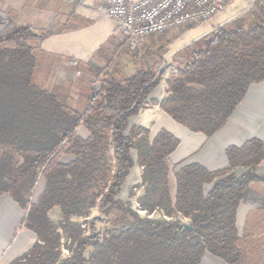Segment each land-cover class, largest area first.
Masks as SVG:
<instances>
[{
    "label": "trees",
    "instance_id": "1",
    "mask_svg": "<svg viewBox=\"0 0 264 264\" xmlns=\"http://www.w3.org/2000/svg\"><path fill=\"white\" fill-rule=\"evenodd\" d=\"M54 33L37 34L11 22L0 28V196L9 193L26 208L43 176L22 222L38 239L10 264H200L207 252L246 264L237 210L249 184L264 181L257 172L264 142L252 138L227 148L229 166L223 170L183 166L175 174L173 197L168 157L180 140L167 130L151 140L148 128L129 125L164 74L148 67L126 78L114 70L85 76L79 83L85 106L75 108L74 76L66 74L51 87L38 80L36 42ZM178 56L181 63L166 80L160 107L189 130L211 137L250 85L264 80V4L256 1ZM63 154L74 159L64 163ZM136 163L142 183L135 188L144 189L137 208L118 198ZM239 167L247 169L241 176L234 173ZM55 207L61 209L59 223L49 215Z\"/></svg>",
    "mask_w": 264,
    "mask_h": 264
},
{
    "label": "crops",
    "instance_id": "2",
    "mask_svg": "<svg viewBox=\"0 0 264 264\" xmlns=\"http://www.w3.org/2000/svg\"><path fill=\"white\" fill-rule=\"evenodd\" d=\"M261 2L264 4V0ZM99 4L100 0H0V28L11 22L29 25L37 34L55 32L36 42L41 60L38 80L42 84L47 82L51 87L53 82L65 78L66 74L74 76L76 85L71 91V101L75 108L83 109L85 106L79 101L81 88L84 87L80 86L78 80L82 82L85 78L86 75L81 74V71L91 62H109L107 71L114 70L119 78H126L148 67L156 69L158 74H164L160 84L150 93L146 107L130 118L129 125L148 128L151 140L161 130H167L180 140L176 150L168 157L173 197L176 195L175 174L183 166L198 163L210 171L223 170L229 166L227 148L240 147L252 138L264 142V80L250 85L229 120L213 136L193 132L173 120L160 107V102L167 94L166 80L181 63L178 55L191 43L179 46L175 41L165 42L162 38L150 36L137 52H132L125 44L118 21L103 14ZM230 20L228 18L214 25L204 34ZM179 30L169 35L174 34L173 39L184 37L187 29L177 34ZM196 40L193 39V42ZM165 50L166 55L161 57L160 53ZM111 58L112 61L109 60ZM112 64L113 69H109ZM78 132L87 135L83 127ZM73 159L72 155L61 156L64 163ZM246 171L239 167L234 173L241 176ZM257 172L264 176V161ZM141 175L142 167L136 163L122 186L118 197L120 200L132 202L138 207V198L144 189L135 187L142 183ZM133 189L134 197L131 196ZM139 212L142 215L145 213ZM27 214L28 207H21L9 193L0 196V264H10L21 258L37 241L36 233L22 225ZM97 214L98 210H94L93 215ZM49 215L55 223L62 219L59 207L52 209ZM184 221L190 224L189 220ZM236 225L246 264H264V181H253L246 188L237 210ZM200 264L229 263L207 252Z\"/></svg>",
    "mask_w": 264,
    "mask_h": 264
},
{
    "label": "built area",
    "instance_id": "3",
    "mask_svg": "<svg viewBox=\"0 0 264 264\" xmlns=\"http://www.w3.org/2000/svg\"><path fill=\"white\" fill-rule=\"evenodd\" d=\"M232 1L100 0L99 10L118 21L126 46L130 51L137 52L147 37L165 35L171 31L215 18ZM42 185L43 176L40 174L31 193L28 209L39 196ZM155 215L152 214L150 217ZM64 252L68 254L66 249Z\"/></svg>",
    "mask_w": 264,
    "mask_h": 264
},
{
    "label": "rangeland",
    "instance_id": "4",
    "mask_svg": "<svg viewBox=\"0 0 264 264\" xmlns=\"http://www.w3.org/2000/svg\"><path fill=\"white\" fill-rule=\"evenodd\" d=\"M255 3H256V0H233L231 3L228 4L226 9H224L222 12H220L215 18H210L206 21L198 22V23L183 27L179 31H177V34H179V33L183 32L184 30L187 29L184 37H177V38L173 39L174 34L169 35L172 32L171 31L165 35L157 36L155 38H157V39L162 38L165 42L167 40L175 41L176 44L179 46H184L187 43H193V39H199V38L205 36L206 34H204V33H206L208 30H210L214 25H217L218 23H220V22H222L228 18H230L232 20V19L237 18V17L245 14L246 12L250 11L255 6ZM190 27H192V28H190ZM188 28H190V29H188ZM175 42H174V44H175ZM163 53H165L164 55H166V53H167L166 50ZM109 60L112 61V58ZM108 64H109V62H103L102 64H98L97 62H91L89 65H86V67H84L87 70L84 69L85 71L84 70L81 71V74L84 73L86 75V78H88L90 80L91 78L97 77L101 73L107 72ZM113 67H114V64H112L109 69H113ZM80 79H82V78H80ZM78 81L80 83V80H78ZM92 217L88 218V220H90ZM87 228H88V226H87Z\"/></svg>",
    "mask_w": 264,
    "mask_h": 264
},
{
    "label": "water",
    "instance_id": "5",
    "mask_svg": "<svg viewBox=\"0 0 264 264\" xmlns=\"http://www.w3.org/2000/svg\"><path fill=\"white\" fill-rule=\"evenodd\" d=\"M186 227L189 228V229L192 230V231L194 230V227L191 226V225H186Z\"/></svg>",
    "mask_w": 264,
    "mask_h": 264
}]
</instances>
